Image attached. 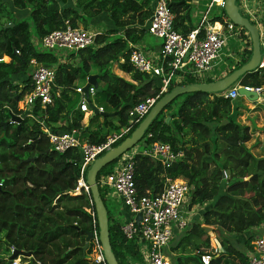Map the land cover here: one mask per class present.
Wrapping results in <instances>:
<instances>
[{
    "label": "trees",
    "instance_id": "1",
    "mask_svg": "<svg viewBox=\"0 0 264 264\" xmlns=\"http://www.w3.org/2000/svg\"><path fill=\"white\" fill-rule=\"evenodd\" d=\"M152 1L74 0L70 6L69 0H12L11 5L0 0V58H10L7 63L0 62V104L8 106L11 114L21 113L20 101L32 89L31 59L55 70L51 105L42 107L36 102L32 116H23L19 124L4 128L0 124V135L3 134L0 138V246L3 247L0 264H10L7 257L12 249L31 252L37 264H97L91 258V243L82 251L86 233L98 231L90 193L83 190L79 194L71 193L80 177L79 154L74 149L62 154L51 150L44 127L56 131L51 124L67 119L68 125L61 127V131L82 128L83 113L77 107L75 82L87 78L92 69L98 74L105 104L99 108L114 114L115 129L126 126L133 106L147 94L155 95L159 91L157 77L151 79L152 76L135 70L129 62L130 44L137 46L148 34L145 25L152 15ZM10 8H28V20H19ZM169 9L177 31L185 35L193 29L192 0H169ZM101 14L107 17L109 28L95 36L93 45L65 56L40 45L44 35L64 28L66 21L73 27L81 23L86 28ZM222 15L225 17L223 11ZM11 23L12 27L4 28ZM250 54L251 49L239 66ZM114 63L130 80L113 73ZM13 74H28L23 87L12 83ZM194 82L186 78L180 84ZM175 85L171 82L167 91ZM238 85L261 88L264 68L240 77ZM175 102L177 106L173 108ZM232 106V98L221 93L192 92L177 96L153 119L145 134H151L146 140L148 144L169 143L174 151L183 152V159L163 168L145 156L134 157V181L139 195L160 193L165 177L182 178L190 189V208L208 203L201 220L187 224L175 246L179 248L194 241L203 247L198 246L195 254L183 261L179 256L184 253L174 257L176 264H188L186 260L201 264L199 256L203 254L210 256L209 264H248V252L239 249L229 236L264 223V156L255 157L246 147L249 128L232 118ZM11 114L0 113V123L6 122ZM70 114L73 116L69 117ZM136 126L113 146L128 137ZM100 135L101 129L97 127L89 132L87 143L104 142L105 137ZM220 136L230 143L220 140ZM115 162L116 159L98 172L97 182L113 172ZM223 171L228 174L225 180ZM108 191L99 186L104 205ZM107 217L110 245L118 264L141 262L138 236L127 239L118 217L108 210ZM215 240L219 248H214ZM251 240L250 236L241 243L248 251L252 248ZM20 261L34 264L23 256Z\"/></svg>",
    "mask_w": 264,
    "mask_h": 264
},
{
    "label": "built area",
    "instance_id": "2",
    "mask_svg": "<svg viewBox=\"0 0 264 264\" xmlns=\"http://www.w3.org/2000/svg\"><path fill=\"white\" fill-rule=\"evenodd\" d=\"M201 2L204 9L198 14V6ZM192 4V16L197 17V22L193 29L183 35L174 28V15L169 9V0H153L152 15L145 28L148 34L162 41L160 54L156 56V61H153L138 46L130 44L129 62L135 70L157 77L160 81V88L157 95L143 98L129 110L127 124L121 128L120 132L114 133L112 137H108L102 143L88 144L79 138L81 132L78 128H71L69 131H51L44 128L51 150L62 154L74 149L79 154L80 177L77 180L76 189L71 192L72 194H79L81 190L88 193L84 174L89 165L95 158L109 150L113 144L128 135L160 96L167 92L171 82L178 85L186 78H192L195 82H204L207 78H219L218 76L214 77V68L218 64L221 50L226 46L228 38L235 32L236 26L222 15L224 0H192ZM240 6L241 10H245L249 14L246 3L241 1ZM214 8L220 11V15L210 16V12ZM250 17L252 18L251 15ZM259 33L261 59L258 70L264 68V32L259 30ZM96 35V32L73 27L70 23L65 22L64 28L44 35L40 40V45L45 49L58 52H77L93 45ZM15 53L19 54L17 50ZM1 61H3V57L0 58ZM225 61L222 59V66L225 65L226 68ZM29 65L32 67L30 73L32 89L24 94L20 101L21 113L17 116L21 119L23 116H32L31 110L36 102L42 107L52 104L55 70L38 63L35 59H31ZM238 87L240 85L237 83L229 91H226V95H222L225 92H222L221 95L233 99L238 96ZM244 87L254 90L257 94L261 91V88ZM75 90L80 94L78 109L84 115L88 114V100L82 88L78 87ZM94 93L95 89L90 86L89 96ZM99 110L102 111V108ZM6 111L11 114L12 110L8 106L0 104V113ZM8 120L10 121V116ZM16 123L9 122V124ZM150 137V133L146 134L139 144L118 157L113 172L100 177L98 185L108 190L112 189L132 214V218L121 224L120 227L127 239L134 236H138L139 239V253L142 261L132 264H170L164 249L171 241L174 232L182 231L187 225L184 207H186L185 203L190 189L182 178L169 179L165 177L160 193L153 196L138 194L134 181V157L136 155L145 156L159 163L163 168L179 162L184 157L182 151H174L169 143L152 142L143 147L142 144L146 143ZM222 174L223 179H227V172L223 171ZM138 213L140 221L137 224L135 216ZM93 224H95V220H93ZM93 231L94 237L89 242L93 247L92 261L97 264H106L96 230L93 229ZM251 244L252 248L248 251V264H264V234L255 237ZM199 257L201 264H209V255L203 254ZM10 264H21V261L16 258L11 260Z\"/></svg>",
    "mask_w": 264,
    "mask_h": 264
},
{
    "label": "water",
    "instance_id": "3",
    "mask_svg": "<svg viewBox=\"0 0 264 264\" xmlns=\"http://www.w3.org/2000/svg\"><path fill=\"white\" fill-rule=\"evenodd\" d=\"M223 13L225 17L232 22L235 26L244 29L248 34L250 40L251 54L248 60L239 66L238 68L230 71L229 73L208 81V82H194L191 84H181L175 85L169 91L165 92L150 108L148 113L144 118L139 122L136 128L131 132V134L122 140L118 145L110 148L105 151L102 155L98 156L94 161L89 165L86 170V184L90 193L91 203L94 209V215L97 222V238L102 250V255L106 264H118L117 259L112 251L110 245V239L108 235V217L107 209L103 203V200L99 193V186L97 183L98 172L106 165L113 162L115 159L120 157L123 153L134 147L143 137L146 129L153 121V119L168 105L174 98L185 93L192 92H204L208 94H217L226 92L232 86L238 83V79L244 76L247 73L258 70V65L261 59V50H260V33L258 27L250 21L242 12L241 6L238 4L237 0H224ZM14 24H6L4 28L12 27ZM92 86L96 93H101V89L98 87L97 75L90 74L86 78V83L82 87V91L89 101V87ZM237 94L239 96L246 97L252 101H255L257 98V93L254 90H248L244 86L237 88ZM92 110V115H101L103 117H110L112 113H104L99 109L94 108L90 105ZM168 121V119H166ZM10 121L19 122L21 118L17 115H11ZM9 120L0 123L3 128L9 124ZM223 124V123H222ZM3 137V134L0 135V138ZM220 140L230 143L226 138L220 136ZM235 144V143H233ZM146 144H143L145 147ZM135 221L138 224L140 221V214L138 213L135 216ZM94 237V231L90 230L86 233L85 244L82 248V251L85 252L89 242ZM219 248L217 240L214 242ZM20 256L30 258L31 262L37 264L32 258L31 252H24L21 250L12 249L10 255L7 257L8 262L18 258Z\"/></svg>",
    "mask_w": 264,
    "mask_h": 264
},
{
    "label": "rangeland",
    "instance_id": "4",
    "mask_svg": "<svg viewBox=\"0 0 264 264\" xmlns=\"http://www.w3.org/2000/svg\"><path fill=\"white\" fill-rule=\"evenodd\" d=\"M3 1H6V0H3ZM73 1L74 0H69V2H68V5H70V6H73V5H71V3L73 4ZM201 1H203V0H201ZM237 2H238V4L240 5V2H241V0H237ZM6 3H8L7 1H6ZM70 3V4H69ZM61 7H63L62 5H61ZM11 10H12V8H10ZM15 9H17V8H15ZM198 9L200 10V11H203V9H204V6H203V3L201 2L200 3V5L198 6ZM10 10V11H11ZM13 11V10H12ZM24 12H25V16H23V15H20L21 17H19V16H16L17 18H19V20H20V18L21 19H25V20H28V15H29V9L27 8L26 10H23ZM241 12L250 20V21H252V22H254V20L250 17V15L245 11V10H241ZM23 13V12H22ZM213 15H220V11H218L217 9H212V11L210 12V16H213ZM23 16V17H22ZM196 19V18H195ZM67 23H69L68 21H66ZM5 26V25H4ZM78 27L79 28H84L83 27V25L81 24V23H78ZM107 28H109V23H107V17L105 16V14H101V15H99L98 17H95L94 18V20H92V21H90L89 22V24H88V26L86 27V28H84V29H86V30H90V31H92V32H96L97 34L98 33H102V32H104V30L105 29H107ZM236 30H235V32H233L232 34V36L231 37H229L228 38V40H227V43H226V46L221 50V52H220V54H219V59H218V64L215 66V68H214V77H221V76H223V75H225V74H227V73H229V71H232L233 70V68L234 67H236V66H239L240 65V63L243 61V59H245V58H247V56L249 55V52H250V49H251V47H250V40H249V38H248V34H246V32H244L243 30H241V29H239V27H237L236 26V28H235ZM147 39L148 40H145L147 43H157V41H155V40H153V35H151V34H148L147 36ZM155 39H159V38H157V37H154ZM160 40V39H159ZM39 46V48H40V45H38ZM38 48V49H39ZM139 48L142 50V46H139ZM160 47H155V49H154V51L152 52L153 54H149V52L147 51V50H143V53L146 55V56H150V58L153 60V61H156V56L157 55H159L160 54ZM61 54L62 55H66L67 54V52H61ZM57 56H60L59 54H57ZM152 56V57H151ZM5 59H7V58H5ZM68 59V58H67ZM222 59H224V61L227 63V67L225 68V65H223L222 66ZM62 61H64L63 60V58H62ZM4 62V61H3ZM5 63H7V62H5ZM114 65V64H113ZM113 65H112V71H113ZM30 68H32L31 66H30ZM220 69V70H219ZM217 70H219V71H217ZM28 72V71H27ZM29 72H31V69H29ZM91 72H96V70H94V69H92L91 70ZM116 72V75H118V74H120L119 72H117V71H114L113 73H115ZM118 73V74H117ZM212 75V74H211ZM129 76V75H128ZM121 77L122 78H124V79H126L127 78V75H126V78L124 77V75L123 74H121ZM211 77H213V76H211ZM191 80H193L192 78H190ZM213 80L212 78H207L206 80ZM206 80L204 81V82H206ZM85 83H86V78L85 79H79L77 82H76V84H75V87H83L84 85H85ZM155 84L156 85H158V82H155ZM99 87V86H98ZM229 91V90H228ZM155 95H157V93L155 94ZM154 94H153V92H151V93H149V94H147L146 95V97H151V96H155ZM222 95H226V92H225V94H222ZM258 95H259V98H264V90H261L259 93H258ZM77 99H78V101H79V96L77 95ZM237 101H239L238 103H236V106H237V108L238 107H242L243 108V105L244 104H255V108H254V110H255V112L254 113H252V111L253 110H251V112H250V110H249V108H246L247 110H245L244 109V111L246 112V113H248L249 115H248V117L250 118V117H255V118H257V113H256V109H257V107H260L258 104H260L261 102H257V101H251V100H249V99H247L246 97H243V96H240L238 99H236ZM241 100H242V102H241ZM77 101V102H78ZM89 103H88V105H89V121L91 122V126L93 127V128H100L101 129V131H104V133H105V139H107L108 137H112V135L115 133V134H117L118 132H120V130H121V128H117V129H115L114 127H115V125L117 124V118L114 116V114H113V116H111V118H109V120H106V122L107 121H112L113 120V122L111 123V125H114V126H110V125H105L104 124V122H105V120H104V118L105 117H103V116H101V115H99V114H97L96 116H95V118H93L92 119V110H91V108H90V105L91 106H93L94 108H99V106H104L105 104H104V102H103V96H102V94H100V93H96V94H94V95H90V97H89ZM232 105H233V102H232ZM264 105V104H263ZM177 106V103L175 102V103H173L172 104V107L173 108H175ZM234 106H232V108H233ZM262 107V106H261ZM236 111L238 110V109H235ZM243 113V112H242ZM241 112H239V110H238V115H240V114H242ZM70 117V116H69ZM87 118V116H85L84 115V118L83 119H86ZM236 119V118H235ZM246 119V118H245ZM241 120V119H240ZM247 120V119H246ZM109 123V122H108ZM54 124V123H53ZM53 124H51V126H53ZM251 125V124H250ZM83 126V125H82ZM252 126V125H251ZM45 128V127H44ZM252 128L253 129H257V130H264V126H252ZM91 132V131H90ZM87 133H88V131H87ZM189 194V193H188ZM113 197V199H112V197ZM106 197H107V199H105V207H107L106 209L108 210V212L110 213V214H112V215H115V216H117V217H119V213L120 212H118L120 209H119V206L118 205H123L122 204V201L116 196V193L112 190V189H110L108 192H107V194H106ZM187 202H189V195H188V197H187V200H186ZM186 204V203H185ZM184 214H185V216H186V212H187V209H186V207H184ZM215 237V236H214ZM173 242H175V245L174 246H176L177 244H178V242L176 241V239L173 241ZM234 242H235V240H234ZM236 243V242H235ZM174 244V243H173ZM215 244V243H214ZM202 244H195V242L194 241H192V242H186V243H184V245H182V248L179 250V252H181V253H185L184 255H181V256H179V257H182V258H180V259H182V261L183 260H185L186 258H189V257H191L190 256V254L189 253H193V252H195V250L198 248V246H201ZM3 247L2 246H0V249L3 251V249H2ZM239 249H241V250H243L244 249V246L243 245H239V247H238ZM1 250H0V253H1ZM91 257H92V254H91ZM20 258V257H19ZM168 259H169V261H170V259H171V264H176V262L174 261L173 262V260L172 259H174L175 260V258L173 257V256H171V255H169L168 254ZM187 261V263L189 264V260H186Z\"/></svg>",
    "mask_w": 264,
    "mask_h": 264
},
{
    "label": "crops",
    "instance_id": "5",
    "mask_svg": "<svg viewBox=\"0 0 264 264\" xmlns=\"http://www.w3.org/2000/svg\"><path fill=\"white\" fill-rule=\"evenodd\" d=\"M6 1L8 2L9 5H11L12 0H6ZM241 1L246 3V5H248L247 9L249 11V14L252 16L253 20L255 21L254 23L257 25V27L259 28L260 31L264 32V0H241ZM152 5H153V1H152ZM192 6H193V4H192ZM12 10H13V13L16 16L21 17L20 15H23V16L26 15L25 12L23 11V10H26V9H23V10L20 9L19 10V9L12 8ZM200 12L201 11L198 10L197 13L199 14ZM193 21H194L193 24L195 25L196 22H197V17H193ZM146 36L144 37V39H142L139 42V44L137 46H142V50H147L149 52V54H153L152 52L154 51L155 47H157V46L160 47L161 41L159 39L157 40V39H155L153 37V40L157 41V43H147L145 41V40H148ZM148 57H150V56H148ZM5 58H7V59H5ZM9 60H10V58L8 56H3V61L4 62H9ZM114 71L119 72L120 74H118V73L117 74L120 77H121V74H123L125 78H126V75H127L126 80H130L128 74L122 72L118 68L116 63H114V65H113V72ZM90 74H96L98 76L97 72H91ZM115 74H116V72H115ZM27 76H28V74L27 75L26 74L25 75H23V74H13V76L11 77V81H12V83L14 85H17L19 88H21V87L24 86V81L26 80ZM152 78H154V77H151V79ZM76 82H75V84H76ZM30 83H31V81H30ZM98 86H99V84H98ZM76 88H78V87H76ZM79 88H82V87L80 86ZM261 90H264V86L261 87ZM76 95H78L80 97V94L77 91H76ZM239 97L240 96H235L232 99L234 107H233V111H232V115L231 116L236 122L240 123L241 125H245V126H247L249 128L250 139H249L248 142L245 143V145H246V147H248L250 149L251 153L255 157H262V156H264V130L253 129L252 126H255V125L256 126H264V105H263L264 104V98H259V95L257 94V98L255 99V101L261 102L260 104H258L260 107H257V109H256V113L258 115H257V118H255V117H250L249 118L248 117L249 114L246 113L244 111V109L247 110L246 108H249L250 112H251V110H253L252 113H254L255 112V110H254L255 104H244L243 108L241 106L237 108L236 103H238L239 101H237L236 99H238ZM241 102H242V100H241ZM235 109H238L239 112H241V113L243 112V113L238 115L237 114L238 110L236 111ZM72 116H73V114H70V117H72ZM85 116H87V118L83 119L82 122H81L83 126L80 129L81 133L79 135V138L81 139L82 142L86 143L88 135H89V132L93 131L95 128H93L91 126V122L89 121L90 120L89 119L90 115L89 114H85ZM112 116H113V114H112ZM83 118H84V115H83ZM106 118H108L106 120H109V118H111V116L110 117H106ZM107 122H109L107 125L114 126V125H111L113 120L112 121H107ZM67 125H68V120L67 119H61L57 123H54L53 127H55L56 130L61 131V130H63L61 127H64V126H67ZM87 131H88V133H87ZM100 136H105L104 131H101V135ZM112 199H113V197H112ZM118 206H119V209H120L118 212H120V213H119V217L117 219H118V221L121 224H123L126 221H128L130 218H132V214L129 212V210L124 205H118ZM207 206H208V203L203 204L201 206H196L195 205V206L190 208L188 206V202L186 201V209H187L186 220H187L188 226H190L192 223H194V222H196L198 220H201V213L203 212V210ZM113 216L115 217V215H113ZM263 231H264V223L261 224L259 227L251 228V229L243 232L242 234H238V235L237 234H232V235L229 236V238L233 240L232 242H234V240H235V242L237 244V247H239V245H242L241 243H243L248 237L251 236L252 239H254L257 236H260L263 233ZM182 232H184V231H182ZM182 232L181 231L180 232L179 231H177V232L175 231L174 232L171 241L169 242L168 246L164 249V253H165V255L167 257H168V254L173 256V257H177L179 254H182L181 252H179V250L182 248V245H184V243L181 244V247L176 248L174 246L175 242H173L175 239H176V241L179 239V236H180V234ZM216 247L217 246L215 244V248ZM243 250L248 252L247 247H245V246H244ZM189 254L192 257L195 254V252L189 253ZM170 264H171V259H170ZM189 264H194V263H193L192 260H189Z\"/></svg>",
    "mask_w": 264,
    "mask_h": 264
},
{
    "label": "clouds",
    "instance_id": "6",
    "mask_svg": "<svg viewBox=\"0 0 264 264\" xmlns=\"http://www.w3.org/2000/svg\"><path fill=\"white\" fill-rule=\"evenodd\" d=\"M253 23H254V22H253ZM254 24H255V23H254ZM255 25H256V24H255ZM256 26H257V25H256ZM2 62H3V61H2ZM216 79H217V78H216ZM213 80H214V79H213ZM178 85H181V84H178ZM231 88H232V87H231ZM231 88H230V89H231ZM95 93H96V91H95ZM95 93H94V94H95ZM238 96H239V95H238ZM88 97H89V96H88ZM160 97H161V96H160ZM89 102H90V101H88V103H89ZM97 109H99V108H97ZM102 112H103V111H102ZM88 114H89V113H88ZM83 115H84V114H83ZM7 121H8V120H7ZM138 124H139V123H138ZM138 124H137V125H138ZM145 136H146V134L144 133V135H143L142 138H144ZM142 138H141V139H142ZM124 139H125V138H124ZM140 141H141V140H140ZM140 141H139V142H140ZM139 142H138L137 144H139ZM137 144H136V145H137ZM145 144H147V142H146ZM136 145H135V146H136ZM142 145H143V144H142ZM135 146H134V147H135ZM146 146H147V145H146ZM146 146H145V147H146ZM112 147H114V146H112ZM112 147H111V148H112ZM134 147H132V148H134ZM132 148H131V149H132ZM129 150H130V149H129ZM102 154H103V153H102ZM102 154H101V155H102ZM99 156H100V155H99ZM95 159H96V158H95ZM85 173H86V172H85ZM97 183H98V182H97ZM88 191H89V190H88ZM88 212H89V211H88ZM18 258H19V257H18ZM15 259H16V258H15ZM19 259H20V258H19ZM7 261H8V260H7Z\"/></svg>",
    "mask_w": 264,
    "mask_h": 264
},
{
    "label": "bare ground",
    "instance_id": "7",
    "mask_svg": "<svg viewBox=\"0 0 264 264\" xmlns=\"http://www.w3.org/2000/svg\"><path fill=\"white\" fill-rule=\"evenodd\" d=\"M87 211H89V209Z\"/></svg>",
    "mask_w": 264,
    "mask_h": 264
}]
</instances>
